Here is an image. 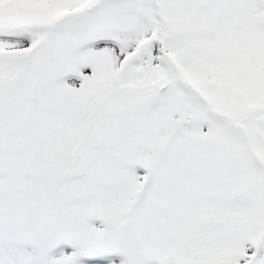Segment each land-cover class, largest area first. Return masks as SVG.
Segmentation results:
<instances>
[{"label":"snow or ice","instance_id":"obj_1","mask_svg":"<svg viewBox=\"0 0 264 264\" xmlns=\"http://www.w3.org/2000/svg\"><path fill=\"white\" fill-rule=\"evenodd\" d=\"M0 264H264V0H0Z\"/></svg>","mask_w":264,"mask_h":264}]
</instances>
